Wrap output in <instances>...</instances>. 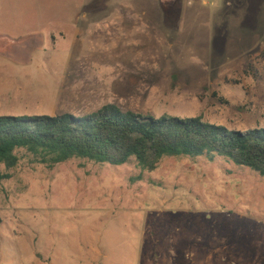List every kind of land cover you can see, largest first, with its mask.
I'll return each mask as SVG.
<instances>
[{"label":"rangeland","instance_id":"rangeland-1","mask_svg":"<svg viewBox=\"0 0 264 264\" xmlns=\"http://www.w3.org/2000/svg\"><path fill=\"white\" fill-rule=\"evenodd\" d=\"M109 104L264 130V0H0V116ZM16 154L0 167V264H264L251 169L220 157L49 169Z\"/></svg>","mask_w":264,"mask_h":264},{"label":"trees","instance_id":"trees-1","mask_svg":"<svg viewBox=\"0 0 264 264\" xmlns=\"http://www.w3.org/2000/svg\"><path fill=\"white\" fill-rule=\"evenodd\" d=\"M18 150L49 169L72 159L114 167L134 160L152 173L164 158L220 157L264 177V130L231 131L201 118L156 119L110 104L82 116H0V167L15 169Z\"/></svg>","mask_w":264,"mask_h":264},{"label":"crops","instance_id":"crops-1","mask_svg":"<svg viewBox=\"0 0 264 264\" xmlns=\"http://www.w3.org/2000/svg\"><path fill=\"white\" fill-rule=\"evenodd\" d=\"M29 1H30V0H27V1H26V0H24V2H29ZM20 2H21V1H20ZM21 3L23 4V2H21Z\"/></svg>","mask_w":264,"mask_h":264},{"label":"water","instance_id":"water-1","mask_svg":"<svg viewBox=\"0 0 264 264\" xmlns=\"http://www.w3.org/2000/svg\"><path fill=\"white\" fill-rule=\"evenodd\" d=\"M163 0H161V2H162Z\"/></svg>","mask_w":264,"mask_h":264}]
</instances>
